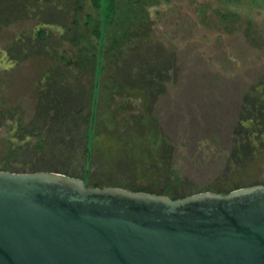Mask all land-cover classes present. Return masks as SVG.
Segmentation results:
<instances>
[{"label": "rangeland", "instance_id": "1", "mask_svg": "<svg viewBox=\"0 0 264 264\" xmlns=\"http://www.w3.org/2000/svg\"><path fill=\"white\" fill-rule=\"evenodd\" d=\"M98 18L92 0H0V169L178 194L264 183V0L149 6L106 60L88 152ZM137 122L162 141L133 139Z\"/></svg>", "mask_w": 264, "mask_h": 264}, {"label": "water", "instance_id": "2", "mask_svg": "<svg viewBox=\"0 0 264 264\" xmlns=\"http://www.w3.org/2000/svg\"><path fill=\"white\" fill-rule=\"evenodd\" d=\"M0 264H264V183L172 197L0 169Z\"/></svg>", "mask_w": 264, "mask_h": 264}, {"label": "trees", "instance_id": "3", "mask_svg": "<svg viewBox=\"0 0 264 264\" xmlns=\"http://www.w3.org/2000/svg\"><path fill=\"white\" fill-rule=\"evenodd\" d=\"M99 8V18L94 24L95 38L92 40L91 55L95 60V86L93 91L92 110L90 113V127H89V140L87 151L92 149V142L97 133V107L101 92L102 79L106 72V60L108 57H120L124 50L123 45L129 42L132 35L139 27H142L148 19V7L157 3L158 0H92ZM93 16L89 15V19L86 23L90 22ZM134 29V30H133ZM150 130V131H148ZM150 126L146 128L142 125V122H137L132 128V138L141 142L142 137H157L159 141H162L164 135ZM89 162V155H87V161ZM240 171L249 170L259 165L260 160L255 156H251L248 161L239 160ZM87 182V180H85ZM88 183V182H87ZM258 183L256 180H250L245 184H223L220 186H211L205 190L211 189L214 191L227 192L234 188L243 185H249ZM94 185H114V184H101L99 182ZM121 186V184H115ZM136 190H147L140 188ZM151 191V190H148ZM200 191V190H199ZM159 193H166L172 197H179L187 194H178L172 191L170 186L158 191Z\"/></svg>", "mask_w": 264, "mask_h": 264}]
</instances>
